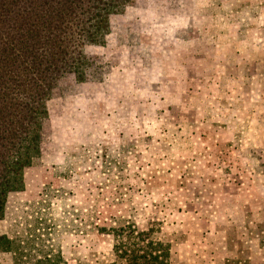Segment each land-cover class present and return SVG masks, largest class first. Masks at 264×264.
Here are the masks:
<instances>
[{
    "label": "rangeland",
    "instance_id": "1",
    "mask_svg": "<svg viewBox=\"0 0 264 264\" xmlns=\"http://www.w3.org/2000/svg\"><path fill=\"white\" fill-rule=\"evenodd\" d=\"M263 16L264 0H133L113 16L105 46L86 48L104 65L98 81L70 77L48 103L40 165L0 232L47 193L85 209L64 238L68 264L113 261L99 227L150 218L178 238L179 264H264ZM175 38L192 43L187 57ZM214 40H235L227 61Z\"/></svg>",
    "mask_w": 264,
    "mask_h": 264
},
{
    "label": "trees",
    "instance_id": "2",
    "mask_svg": "<svg viewBox=\"0 0 264 264\" xmlns=\"http://www.w3.org/2000/svg\"><path fill=\"white\" fill-rule=\"evenodd\" d=\"M133 0H0V223L10 194L26 190V171L40 165L48 103L63 83L96 82L104 67L86 48L103 47L111 19ZM71 201V199H69ZM47 193L22 204L17 226L0 232V254L13 264H68L62 245L80 232L85 209ZM112 243L106 264H179L178 245L162 222L99 227Z\"/></svg>",
    "mask_w": 264,
    "mask_h": 264
},
{
    "label": "crops",
    "instance_id": "3",
    "mask_svg": "<svg viewBox=\"0 0 264 264\" xmlns=\"http://www.w3.org/2000/svg\"><path fill=\"white\" fill-rule=\"evenodd\" d=\"M263 18H264V16H263ZM145 20H147V19H145ZM251 20H252V22L254 23H256V24H259V22H258V20H259V16H258V14H256L254 17H251ZM155 24V23H154ZM258 26V25H257ZM174 41H175V46H177L176 48H174L173 49V52H175V53H178V56H182V54L184 53V57H187V51L189 50V48L192 46V43H190L187 39L186 40H183V39H181V38H175L174 39ZM215 42H213L212 43V45H214L215 44V46H211L209 49V51H214V52H216V51H220V53L219 54H215V56H216V58H218V59H220V60H224V61H227L228 60V55H227V53L225 54V52H226V50H228V48H230L229 46H231V45H235L236 44V42H235V40H233V41H231L230 43H228L227 45H223L222 44V48H221V46L219 45V43H217V41L216 40H214ZM251 42H253L252 40H251ZM254 43H256L257 44V41H255L254 40ZM213 47V48H212ZM258 47V44H257V46H256V48ZM254 48H255V46H254ZM239 50H241V49H239ZM256 50V49H255ZM256 52H258V50H256ZM252 53V52H251ZM222 54H224V55H222ZM229 54V53H228ZM253 54V53H252ZM220 55V56H219ZM222 55V56H221ZM210 55H205V54H201V55H199L198 56V58L200 59V60H207V58L209 57ZM219 56V57H218ZM232 56V55H231ZM195 57V56H194ZM235 57V56H234ZM255 57V56H254ZM257 63H259V62H257ZM227 66V64H225V67ZM184 67H190V66H188V65H184ZM207 69H208V75H209V68H210V66H208L207 65V67H206ZM255 76L257 75L256 73L254 74ZM256 78H258L257 76H256ZM255 77L254 76H252V82H255ZM237 80L235 79V82H233L232 83V85L231 86H233V89H231V90H234V87H236V84H237ZM237 88V87H236Z\"/></svg>",
    "mask_w": 264,
    "mask_h": 264
}]
</instances>
